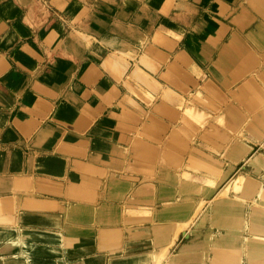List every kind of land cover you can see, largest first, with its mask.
Listing matches in <instances>:
<instances>
[{
  "label": "rangeland",
  "instance_id": "obj_1",
  "mask_svg": "<svg viewBox=\"0 0 264 264\" xmlns=\"http://www.w3.org/2000/svg\"><path fill=\"white\" fill-rule=\"evenodd\" d=\"M36 1L38 0H21V14L26 11L23 24L40 28L52 18L53 22L47 26L51 28L55 18L45 4L41 5ZM129 1L131 0H124L120 6L116 5L115 0H98L99 6H106L107 11L114 17L115 25H135L137 23H133V17L142 12V9L139 11L128 4ZM146 1L149 7L162 15L157 28L162 27L164 35L160 30L161 39L156 41L154 37L147 36V43H153V46L147 48V43L143 46L140 52L143 55V63L147 64V57H153L156 61L160 56H166L169 45L180 43V49L188 51L205 64L206 76L201 86L190 95L181 121L167 140L158 147L143 145V151L139 154L131 147L123 148L118 145L113 134L111 118L95 97H87L90 100L85 105L81 104V100L72 98V90L80 94L82 92L74 79L69 87L61 91L55 103L45 101L44 109L51 105L42 115L44 119L41 120V126L47 127L42 128L40 133L50 129L51 132H47L45 138H39L33 144L31 141H22L9 135L5 129L12 121L7 116L12 117L18 112L17 119H27V113L35 112L42 105H26L28 98L24 100L15 95V109L11 114L10 109L4 110L0 107V199L5 201L0 205V230L14 232L17 237L16 241H10L13 248L8 250L0 246V264L12 257L21 258L23 264L38 261L70 264L91 252L88 249L92 244H87V238H91L94 246H97L92 253L105 256L107 264H150L151 251L156 250V232L163 233L166 227L163 214L172 204L177 205V208L187 204L188 208L193 210L190 217L182 219L190 220L188 226L181 225L180 229L177 227L178 229H170L168 232L170 234L175 230L179 233L184 231L171 249V255L176 254L182 244L194 240L192 251L197 252L195 255H200V258L184 264H213V252L219 256V259L215 260L216 264H232L237 257L241 259V256V264H264L262 252H249L245 255L242 252L246 253L248 250L245 238L256 234L255 231L252 232L253 223L264 230V164L259 168L258 159L254 167L249 164L255 154L264 151V76L258 75L264 73V61L261 67L257 66L258 55L255 56V53L264 54L259 50L264 47V39H261L264 38V0H180L178 4L172 3L173 0ZM36 4L40 6L37 8V15L33 13ZM164 5H167L166 8ZM125 7L130 11L127 14L121 13ZM0 13L4 15L2 11ZM157 20L152 19L150 24H156ZM178 28L184 29H180L179 38L174 36ZM146 30L151 33L149 29ZM258 30L260 34L257 33ZM247 32L249 34H246ZM79 43L82 44L79 46L80 54L70 53L58 57L48 54L49 65L47 68H41L33 79L39 81L45 73L52 75V68H56L58 73L53 74V79L60 82L61 77L65 78L62 74L67 71L66 61H71L73 65L85 62L87 58H84L82 50L97 59L92 40L83 37ZM136 54L135 52L134 55ZM253 65L259 70L255 71V80L251 82L252 89L248 85V72ZM33 79L29 81L23 78L17 95H23L25 98L31 94L29 89L33 85ZM41 83L49 84L45 81ZM3 99H6L5 92L0 90L1 106ZM74 106L81 113L80 116ZM58 111L60 115L56 116ZM89 113L95 114L96 117H89ZM63 117H69L71 120ZM84 118L88 119L86 126H82L81 121ZM49 123L69 126L74 129V133L67 131L61 142L54 146L61 129ZM244 126L247 132L240 140L248 147V151L246 152L245 148L238 150V156L231 158V136ZM94 136L103 137L111 143L116 154L111 157L110 163L106 160L102 161L108 164L94 163L99 161L98 152L108 151L101 142H92ZM222 140L227 141L224 146ZM65 141L69 144L67 148H64ZM35 147L44 149L47 158L39 155L41 151ZM91 147H94L95 151L88 159ZM145 149L147 152H144ZM154 151V156H147V153ZM166 153L167 157L163 156ZM237 158L239 159L236 160ZM215 160L221 163V171L234 165V171L225 180L216 185L185 175L184 183L180 185L178 176L184 170L196 175L198 179L213 177L210 168ZM83 164L88 165L83 167ZM96 166L105 167V172L101 173ZM239 174L246 176L249 183L256 185L253 193H238L243 183L240 177L222 190ZM145 176H149L151 182L145 179ZM191 177L192 182H189ZM140 186L146 188L149 196L147 200L138 202L147 205L137 208L149 212L152 216L150 220L136 221V214L131 215L130 210L123 209L124 202L121 199L132 197ZM175 189L179 190L176 201L166 203L172 199ZM158 195L162 196L164 201H160ZM225 196L237 200L244 199L246 209L239 203L240 205L233 209L226 207L227 209L218 212V201ZM11 218L13 220L10 221ZM195 223H198L197 227ZM154 224L159 227L155 229ZM243 224L245 228L242 232ZM129 226L139 233L146 231L148 235L128 240L126 233ZM234 227H237L239 232L233 233ZM115 228L121 230H117L120 237L112 242H103L99 236L100 229ZM68 230L72 231L68 233ZM56 231L63 235L68 233V236L63 237ZM109 231L112 230L102 232ZM52 234L62 239L59 246H51L59 256L37 257V254L33 256L24 249L27 248L26 243L33 240L32 237ZM221 235L240 236L242 245L240 248L228 245L219 252L214 249L211 252L210 246L211 243L213 245L214 237ZM159 248L163 249L161 246ZM69 253L71 258L73 257L70 260L66 255ZM30 256H33V259Z\"/></svg>",
  "mask_w": 264,
  "mask_h": 264
},
{
  "label": "crops",
  "instance_id": "obj_2",
  "mask_svg": "<svg viewBox=\"0 0 264 264\" xmlns=\"http://www.w3.org/2000/svg\"><path fill=\"white\" fill-rule=\"evenodd\" d=\"M173 1L172 3L175 4L180 3V0ZM36 2L41 3V5L45 4L49 13L55 18V23L51 28H47V26L53 22L52 18L46 25L40 28L32 27L31 25L25 26L23 21L26 19V11H23L21 14V0H0V11L4 14L1 15L0 13V90L5 92L6 98L5 101L3 99V105H0V107L4 110L10 109L9 114H11L13 109H15V95L24 100L28 98V103H26V105H42V107L35 112L30 114L27 113V119H17L18 112L12 115V117L7 116V118L12 121L8 123L5 129L8 131L9 135L22 141H31V144L37 142L40 130L47 127V125L41 126V120L44 119L42 118L43 113L47 111V108L50 107L51 104L57 101L61 91L69 87L74 79V82L81 88L82 92L80 94L72 90V98L81 100V104L83 105L88 103L91 99L90 96L97 99L100 106L111 118L113 134L117 138V143L120 147H131V149L135 150V153L139 154V152L143 151V145H148L150 147L161 146L169 135H171L175 126L181 121L186 111L187 100L190 95L201 86L206 76L205 64L188 51L180 49V43L169 45V50H167L168 54L166 56H160L156 61L153 57H147V64L143 63V55L140 54V52L143 46L149 42L147 36L151 38L154 37V41L160 40L162 36L159 32L162 27L157 28L158 21L162 15L152 7H149L146 0H131L128 2L131 6L138 8L139 11L142 9V12L134 15L133 23L145 26L144 28L138 27L137 24L132 25L130 23L115 25L116 21L113 23L114 17L107 11L106 6V8L104 6H99L98 0H38ZM115 2L116 5L121 6L124 0H115ZM166 6L167 5H164V8H166ZM39 7V4L35 5V10L33 12L35 15H37V8ZM128 10L129 8L125 7L121 13L127 14L130 12ZM117 12L119 13L120 10ZM152 19H158L156 24H150ZM117 27H119V29ZM120 28H122V30ZM146 29H149L151 33H148ZM180 29L184 30L183 28H178L174 35L177 38L181 36L179 32ZM161 32H163L164 35V29H162ZM246 34L249 33L247 32ZM83 37H88L93 41L94 50L97 52V59H93L94 57L91 56V54H87L82 50V52H84V58H87L85 62L73 65L71 61H66L65 68L67 71L65 74H62L63 71L61 72L65 78L61 77L60 82L53 79V74L58 73L56 68H52V75L45 73V76L39 79V81L33 79V77L41 71V68H47L49 65L48 54L54 57L68 55L70 53L71 55H73V53L80 54L81 49L79 46L82 44L79 43V40ZM72 38L75 39L73 40ZM167 40H169V37H167ZM149 46L152 47L153 43H147V48ZM259 50L264 52V47ZM135 52L137 53L136 55H134ZM255 54V56L258 55L256 57V59H258L256 64L261 67L263 65L262 61H264V54ZM257 66L253 65L248 72L250 75V82H248L249 88H252L251 82L255 80V71L259 70L256 68ZM259 74L264 76V73H258V75ZM23 78L29 79V81L33 79L31 90L29 89L31 94L25 98L23 95H17V92L21 88V83H23ZM44 81L49 82V84L44 83L43 85L41 82ZM45 101L51 104L44 109L46 106ZM20 103L19 101V104ZM75 109L77 110L76 107ZM80 114L79 112V116ZM3 116L6 117V114L3 113ZM90 116L96 117L93 113H89V117ZM63 119L71 120L69 117H63ZM81 122L82 126H86L88 124V119L84 118ZM49 124L61 129V134L54 146L61 142V139L67 131L74 133V129L69 126H59L53 123ZM246 132L244 126L236 130L231 136V158L237 157L238 152L244 148L246 152L248 151V147L240 140V138L245 136ZM103 135L106 136L105 133H103ZM95 140L101 142L104 147L106 146L108 151L98 152L99 161L94 163H110L112 160L111 157L116 154L112 150L113 147L111 143L103 139V137L98 136L92 137V142ZM226 143L227 141L224 142L222 140L223 146ZM67 145L69 144L65 141L64 148H67ZM35 148L38 149L39 147ZM38 150L41 151L39 155H44L45 158H47L48 155L45 154L44 149L39 148ZM94 151V147H91L87 156L88 159ZM144 152H147V149H145ZM219 153L222 154V152ZM154 155L155 151L149 154L147 153L148 157ZM167 155L168 153L163 156L167 157ZM238 159L239 158L236 160ZM257 159L259 160L258 165L260 168V165L264 164V151L255 154L249 161V164L254 167V163ZM102 160H106L108 163H104ZM236 163L237 161H235V164ZM87 165L88 164L85 166ZM96 168L103 173L106 170L105 167L99 168V166H96ZM221 168V163L215 160L214 165L210 168L213 177H203L201 179H198L196 175L184 170L181 172L180 176H178L179 183L182 185V180L185 175H190L197 180H203L218 185L234 171L235 167L233 165L225 171H221ZM239 177L243 180V183L241 185V191L238 193H253L256 185L249 183L246 176L241 174L229 181L222 190L228 188V186ZM145 179H149L148 181L151 182L149 176H145ZM134 193L132 197L121 199L124 202L123 209L130 210L131 215L136 214V221L152 219L149 212L137 208L142 205H147L138 203L139 201L147 200L149 193L146 191V188L140 186ZM178 193L179 190L175 189L172 194V199L167 200L166 203H174L178 197ZM158 199L164 201V198L162 196L159 197V195ZM231 200L242 203L246 209V204L243 201L244 199L237 200V198H231ZM185 206L188 205L186 204L183 207L179 206L180 209L177 208V205L172 204L165 210L163 220L166 223L175 220L178 210H182ZM156 217H158L157 214ZM11 220L13 219L11 218L10 221ZM242 227L243 229L241 231L243 232L245 225L243 224ZM128 228H131V226ZM104 230L120 229H100V238ZM70 231L72 230H68V233ZM232 231L233 233H237L239 229L234 227ZM253 231H255L256 234H253L251 238L243 237L246 239L248 245L251 241L255 240L256 237L264 238L262 235L264 234V230L259 229L257 224L253 223L252 232ZM183 232L184 231H181L179 233V237ZM68 233L67 235L61 233V235L63 237L68 236ZM86 240V242H90L94 245L91 238H87ZM177 241H179V238ZM193 242L194 240L184 244H193ZM173 247L169 250L167 260L173 259L174 256L179 253L178 251L176 254L171 255V249ZM210 247L211 252H213L212 243ZM155 249V251L160 249L157 244ZM153 252L154 250L151 251L150 254V264H152ZM242 252L243 255L249 254L248 250L246 253H244V251ZM195 253L197 252H193L192 255L186 258L179 259L175 264H184L192 259H199L200 255H195ZM213 255L214 257L211 259H213V264H216L215 260L218 258L214 252ZM241 261L242 256L241 259L237 257L232 264H241ZM161 264H165V262Z\"/></svg>",
  "mask_w": 264,
  "mask_h": 264
},
{
  "label": "bare ground",
  "instance_id": "obj_3",
  "mask_svg": "<svg viewBox=\"0 0 264 264\" xmlns=\"http://www.w3.org/2000/svg\"><path fill=\"white\" fill-rule=\"evenodd\" d=\"M263 31H264V28H263ZM257 33H259V30H258ZM261 39H264V38L262 37ZM61 112H62V110H61ZM59 113H60V111H58L57 115ZM50 128H52V127H50ZM47 132H51V129L50 130L41 131V133L39 134V138L40 139L45 138ZM106 149H108V148L106 147ZM83 167H84V164H83ZM188 178H190V177H188ZM194 179H193V181H194ZM190 181L192 182V177H191V180H189V182ZM4 202L5 201L0 199V205H2ZM238 205H239L238 202H235V200H231L230 197L225 196V197H222L221 199H219L216 210H218V212H219V211L223 210L226 207L229 208V209H233L234 207H236ZM192 211L193 210L188 208V206H185L184 208H182V210H178V213H177V215L175 217L179 218V220H173V221H170L168 223H165L164 225H166V227L164 228L163 233H160V231L156 232V239H157L156 244L158 243V247L161 246L163 249H160L159 250L160 252L159 251H154L152 253V262H151L152 264H161L163 262H165V264H175V262L178 261L179 259H183V258H186V257L192 255V253H193L192 250L194 248L193 244H184V245H182L179 253L177 255H175L173 259L167 260V256L169 254L170 248L175 245L177 239L179 238V232L178 231L175 230L176 232L174 231V233L172 231L170 234L168 232L171 231L174 228L178 229L177 227H179V229H180L181 225H184L185 227L188 226L190 224V220L188 219L189 221L188 220L184 221L182 219L186 218V217H190L191 214H192ZM195 225L197 227L198 223L197 224L195 223ZM157 226L159 227V225H155V229H156ZM147 235H148V233L146 231L142 232V233H139L137 231H134L133 228H128L127 229V233H126V237H127L128 240L133 239V238L147 236ZM119 237L120 236L117 235V230H112V231L103 233V235L101 236V240L106 243V242L115 241V239L119 238ZM32 239L33 240H31V241L26 243L27 245H25V246H27V248L24 246L25 247L24 249H27L26 251L30 252L31 255L33 254V256H36V254H37V257H39V255H43V256L44 255L45 256L48 255L49 257H55V255H58L55 252L56 250H54L51 246H56L57 247V246H59L61 244L62 239L59 236L52 234V235H49V236L45 235V237L35 236V237H32ZM11 240L12 241L13 240H15V241L17 240V237L14 234V232L8 231L6 229H1L0 230V246L4 247V249H8V250L10 248H13V247L10 246L11 245V243H10ZM66 241H67V239H66ZM212 242H213V249L216 250L217 252H219L220 250L224 249L228 245L229 246L230 245L231 246L234 245L236 248L237 247L240 248L239 246L242 245L241 237L237 236V235H221V236H218L216 238L214 237V241H212ZM78 243H79V241H78ZM71 244H74V243H71ZM71 244L69 245V247H71ZM87 244H92V243H90V242L88 243L87 242ZM67 246H68V244H67ZM166 247H168V248L165 249ZM96 248H97V246H94L92 244L90 246V248L88 249L91 252L87 256H83V257H79V258L76 257L77 259L73 260L72 263H70V264H106V261H105V258H104L103 255H100V254H97V253H94V254L92 253V251L94 252ZM247 249H248V251L250 253H253V254H257V252H258V254H260V252H262L261 254H264V239L256 237L255 240L250 242V245L247 246ZM72 250L70 252H72ZM74 250H76L75 249V245H74ZM64 251H65V249H64ZM68 252H69V250H68ZM77 252L78 251H75V253H77ZM3 253H5V251ZM28 255H29V253H28ZM66 255L69 257L68 258L69 260L73 258V257L71 258L70 253L66 254ZM33 256H30V257L33 259ZM217 258L219 259V256H217ZM20 259L12 257V258H8V259L4 260L3 262H4V264H23V262ZM37 260H38V258H37ZM49 262H50V264L52 263L51 261H49ZM47 263H48V261H43V262H40V263L38 261V262H34L32 264H47Z\"/></svg>",
  "mask_w": 264,
  "mask_h": 264
}]
</instances>
